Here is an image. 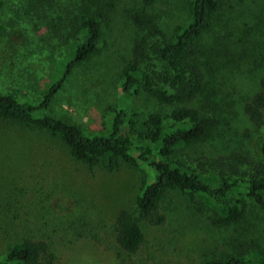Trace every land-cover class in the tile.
I'll return each instance as SVG.
<instances>
[{"label":"rangeland","instance_id":"obj_1","mask_svg":"<svg viewBox=\"0 0 264 264\" xmlns=\"http://www.w3.org/2000/svg\"><path fill=\"white\" fill-rule=\"evenodd\" d=\"M0 1V93L38 102L52 63L79 35L69 26L56 29L48 12L31 10L26 0ZM100 1L112 8L102 13L96 49L74 65L47 109L49 115L88 132L106 129L111 110L119 107L120 72L136 34L128 14L140 6V0ZM217 1L213 27L199 43L212 47L222 35L218 45L227 49L235 65L221 75L228 79L234 101L225 107L222 130L178 150V157L206 179L214 173L202 164L204 159L253 151L264 135V122L253 125L241 108L257 90L264 68V0ZM189 7L190 0L151 4L163 42L188 20ZM168 110L142 94L132 100L138 124L150 113ZM144 172L139 162L123 159L111 171L100 164L88 167L58 137L0 118V254L28 237L46 242L42 264H203L230 256L264 264V210L237 194L229 200H242L241 219L216 227L209 215L223 209L204 196L168 189L157 207L163 221L153 225L139 220L143 242L132 253L120 249L114 218L118 210L133 206Z\"/></svg>","mask_w":264,"mask_h":264},{"label":"trees","instance_id":"obj_2","mask_svg":"<svg viewBox=\"0 0 264 264\" xmlns=\"http://www.w3.org/2000/svg\"><path fill=\"white\" fill-rule=\"evenodd\" d=\"M153 2L140 0V6L128 14L136 34L129 43V60L120 72L119 107L111 110L106 129L88 132L49 115L47 109L74 65L95 51L102 13L112 8L110 2L26 0L31 10L48 12L56 29L69 26L79 40L71 41L64 55L52 63L38 102L19 100L9 92L0 93L1 119L58 137L71 156L88 167L100 164L111 171L119 159L143 165L146 173L133 206L118 210L114 218L115 243L128 253L136 251L143 242L139 220L153 225L163 221L157 207L168 189L204 196L216 208L223 209L221 213L213 209L209 215L210 223L216 227L235 224L242 217V200L230 202L231 194L247 197L264 210V135L253 151H230L204 159L202 164L214 173L213 178H202L178 157L180 148L222 130L225 107L234 101L228 79L221 75L225 71L230 73L235 65L228 58L227 49L218 45L222 35L212 47L204 48L199 43L201 35L213 27L218 1L190 0L188 20L177 25L166 42L160 38L150 11ZM257 83V90L241 105L247 120L255 126L264 122V68ZM221 93L227 95L226 100ZM139 94L168 106V112L150 113L136 123L132 100ZM47 250L42 239L21 238L0 254V264H42ZM248 262L249 259L230 256L203 264Z\"/></svg>","mask_w":264,"mask_h":264}]
</instances>
